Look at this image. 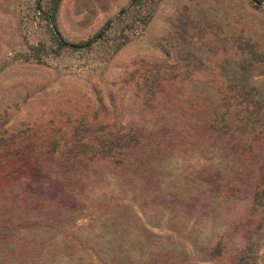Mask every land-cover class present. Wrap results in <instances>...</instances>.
Segmentation results:
<instances>
[{"label":"rangeland","instance_id":"obj_1","mask_svg":"<svg viewBox=\"0 0 264 264\" xmlns=\"http://www.w3.org/2000/svg\"><path fill=\"white\" fill-rule=\"evenodd\" d=\"M134 1L0 0V264H264V4Z\"/></svg>","mask_w":264,"mask_h":264},{"label":"trees","instance_id":"obj_2","mask_svg":"<svg viewBox=\"0 0 264 264\" xmlns=\"http://www.w3.org/2000/svg\"><path fill=\"white\" fill-rule=\"evenodd\" d=\"M48 1V7L47 9H45L44 11H42L44 17L48 20V22L50 24H53V28L55 30V39H56V43L58 44V46L61 48H78L80 47L79 45L76 44H69L66 40H64V38L62 37V35L60 34L59 30L57 29V26L55 24L57 17H58V13L60 10V6L62 3V0H47ZM158 0H135L134 1V5L135 4H154L156 3ZM255 1L258 5H263L264 4V0H253ZM41 8V7H39ZM115 25V23L111 24V21H109L106 26L99 32V34L97 35V39L99 40H104L107 37V33L110 29H112V27Z\"/></svg>","mask_w":264,"mask_h":264}]
</instances>
